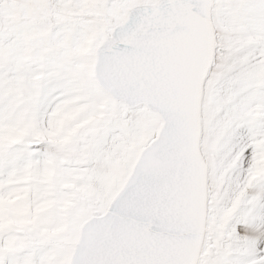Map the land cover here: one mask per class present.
I'll return each instance as SVG.
<instances>
[{
	"label": "snow or ice",
	"instance_id": "snow-or-ice-1",
	"mask_svg": "<svg viewBox=\"0 0 264 264\" xmlns=\"http://www.w3.org/2000/svg\"><path fill=\"white\" fill-rule=\"evenodd\" d=\"M0 264H264V0H0Z\"/></svg>",
	"mask_w": 264,
	"mask_h": 264
}]
</instances>
